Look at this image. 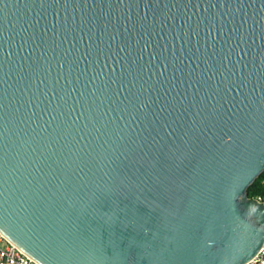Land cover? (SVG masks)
Segmentation results:
<instances>
[{"label":"water","instance_id":"water-1","mask_svg":"<svg viewBox=\"0 0 264 264\" xmlns=\"http://www.w3.org/2000/svg\"><path fill=\"white\" fill-rule=\"evenodd\" d=\"M263 173L264 0H0V232L40 264H247Z\"/></svg>","mask_w":264,"mask_h":264},{"label":"built area","instance_id":"built-area-1","mask_svg":"<svg viewBox=\"0 0 264 264\" xmlns=\"http://www.w3.org/2000/svg\"><path fill=\"white\" fill-rule=\"evenodd\" d=\"M264 175V173H263ZM264 184V177L262 180ZM259 202L264 204V192L255 197ZM0 264H40L38 261L30 257L23 250L8 240L2 232H0ZM247 264H264V246L257 256Z\"/></svg>","mask_w":264,"mask_h":264},{"label":"trees","instance_id":"trees-1","mask_svg":"<svg viewBox=\"0 0 264 264\" xmlns=\"http://www.w3.org/2000/svg\"><path fill=\"white\" fill-rule=\"evenodd\" d=\"M264 175L262 174L250 187L249 195L250 197H257L264 192V184H262Z\"/></svg>","mask_w":264,"mask_h":264}]
</instances>
